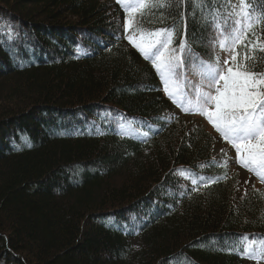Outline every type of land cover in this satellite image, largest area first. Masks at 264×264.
Masks as SVG:
<instances>
[{
    "label": "trees",
    "instance_id": "obj_1",
    "mask_svg": "<svg viewBox=\"0 0 264 264\" xmlns=\"http://www.w3.org/2000/svg\"><path fill=\"white\" fill-rule=\"evenodd\" d=\"M128 1L0 0V264H250L241 237L264 239V186L240 193L214 134L167 117L159 73L125 39L168 29L212 62L227 0H151L165 6L132 18ZM257 37L237 62L264 71Z\"/></svg>",
    "mask_w": 264,
    "mask_h": 264
},
{
    "label": "snow or ice",
    "instance_id": "obj_2",
    "mask_svg": "<svg viewBox=\"0 0 264 264\" xmlns=\"http://www.w3.org/2000/svg\"><path fill=\"white\" fill-rule=\"evenodd\" d=\"M227 2L232 9L228 15L235 19L220 32V47L230 52L232 66L223 67L218 57L212 62H205L196 57L190 48L184 56L185 43L181 42L178 48L170 47L173 33L168 29L149 31L141 27L139 31L146 33L151 39L147 43L133 42L156 68L170 97H175V93L169 91L168 85L185 77L184 60L188 61L192 70L200 76L201 83L194 86L195 107L184 110L206 116L221 137L235 149L236 162L264 182V71L255 70V63H249L254 61V57L247 53L237 62L239 53L235 52V47L249 34L255 36L257 26L264 28V12L250 8L251 0ZM164 6L151 0L148 3L133 0L125 5V11L132 18L137 9L151 10ZM129 22L132 23L131 20ZM216 28L220 30L221 26L216 24ZM143 39L142 35L141 41ZM247 47L249 51L256 48L259 52H264V44L259 43L258 37L256 44L249 41ZM223 63L227 64L228 61ZM185 82L190 84L186 80ZM178 91L180 99H174V102L179 106L183 108L193 102L185 90L179 88ZM224 166L227 167L226 164ZM241 240L247 243V247L241 245L245 257H264V239L248 241L247 237H241Z\"/></svg>",
    "mask_w": 264,
    "mask_h": 264
},
{
    "label": "rangeland",
    "instance_id": "obj_3",
    "mask_svg": "<svg viewBox=\"0 0 264 264\" xmlns=\"http://www.w3.org/2000/svg\"><path fill=\"white\" fill-rule=\"evenodd\" d=\"M133 0L128 1L127 4L132 3ZM135 2H137L135 0ZM232 3H238V0H232ZM232 11V10H231ZM233 20L235 19V17H232ZM144 37L143 41H141V37ZM125 37L127 38V44L135 49H138L136 46L135 42H143V43H147L151 37L147 34H142V33H138L133 29H130L129 31H127L125 33ZM217 37V35H216ZM131 38V39H130ZM222 41V37L221 39H217L215 40V43H213L212 48H211V52L213 53V55L215 56V58H219V61L221 63V65L225 68L229 67V56H230V52L226 51L224 48L220 47V42ZM228 61L227 64H224V61ZM150 61V60H149ZM151 62V61H150ZM188 81L190 82V84L185 82ZM201 83V79L200 76L197 75L193 70H190L189 72L185 73V77L182 78L181 80L177 81V83L175 84H170L168 85V89L169 91L175 93V97H170L169 92L165 91V84L164 81L162 80V88L163 90L166 92V94L173 99L179 100L180 96H179V88H182L183 90H185L191 97H192V103L186 104L184 105V107L182 108L181 106H179V104L177 102H174V111H171L169 113H167V117L169 119H180L185 121L189 126H197V127H205L208 131H210L212 134H214L217 144L216 147L214 149L213 155L214 157H219L224 159L223 163H225L229 170L232 171V173H237L239 175V192L240 193H245L247 190L251 189L253 186H264V182L261 181V179L259 177H257L253 172L241 167L237 162H236V152L235 149L232 147V145L230 143H228L227 141H225L219 132H217L215 130V128L213 127L212 123L206 118V116L198 114V113H193L192 111H185L184 108H194L195 107V88L194 86L199 85ZM206 84V82H205ZM204 90H207L206 88ZM130 127V125H126V132L127 133H131L128 128ZM223 150V151H221ZM226 154V155H225ZM188 170L186 169H180V171L178 172L179 175L184 179V184L190 185L191 184V188L195 189L198 187V185L200 184V182L202 181V178L196 179L194 180L192 183L188 180V175L187 172ZM253 239L258 240V238L255 237H250L248 239V241H251ZM140 241L139 240H133V244L138 247L139 246ZM245 247H247V243H245ZM245 261L246 263H250V264H264V257L262 258H258V259H253V258H248L245 257Z\"/></svg>",
    "mask_w": 264,
    "mask_h": 264
}]
</instances>
